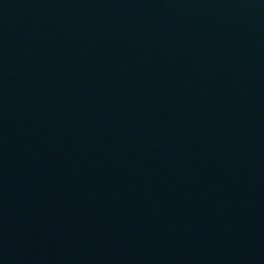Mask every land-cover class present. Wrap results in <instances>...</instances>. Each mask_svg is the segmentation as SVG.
Listing matches in <instances>:
<instances>
[{"label":"water","instance_id":"water-1","mask_svg":"<svg viewBox=\"0 0 264 264\" xmlns=\"http://www.w3.org/2000/svg\"><path fill=\"white\" fill-rule=\"evenodd\" d=\"M0 264H264V0H0Z\"/></svg>","mask_w":264,"mask_h":264}]
</instances>
